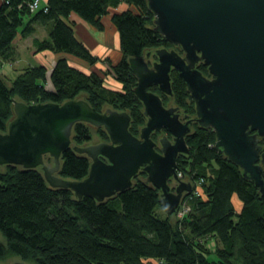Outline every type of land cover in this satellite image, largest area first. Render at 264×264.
<instances>
[{"label":"trees","instance_id":"obj_1","mask_svg":"<svg viewBox=\"0 0 264 264\" xmlns=\"http://www.w3.org/2000/svg\"><path fill=\"white\" fill-rule=\"evenodd\" d=\"M32 1L0 0V132H6L14 116V100L62 103L84 93L83 99L97 111L104 105L126 111L129 131L138 136L146 117L133 93L136 78L127 59L174 48L153 30L146 0H47L31 11ZM121 4L125 8L110 18L121 59L109 63L107 71L96 72L91 67L101 59L76 37L70 15L103 30L102 17ZM37 27L46 31L45 39L33 36ZM18 36H32L37 52L57 54L50 75L53 90L44 88V65L25 67L6 84L1 71L16 60ZM75 59L88 68L78 67ZM197 68L207 73L202 63ZM108 74L120 89L105 86ZM170 81L171 97L157 86L148 90L164 104L173 102L193 116L194 102L185 83L175 71ZM90 126L73 125L71 146L90 140ZM97 129L101 142L108 141L105 130ZM151 138L158 142L160 135L154 132ZM185 142L189 152L178 155L176 171L186 181L202 182L199 196L184 197L189 210L182 217L165 212L160 190L145 181L144 172L134 176L129 189L97 202L87 196L76 199L69 189L49 187L40 168L0 165V262L14 256L33 264H264V196L215 148L213 130L194 123ZM44 162L53 164L49 156ZM90 163L86 155L68 148L60 156L57 174L80 180L87 176Z\"/></svg>","mask_w":264,"mask_h":264},{"label":"water","instance_id":"obj_2","mask_svg":"<svg viewBox=\"0 0 264 264\" xmlns=\"http://www.w3.org/2000/svg\"><path fill=\"white\" fill-rule=\"evenodd\" d=\"M146 2L154 17L153 30L183 54L157 48L151 66L146 60L150 51L146 58L127 59L136 78L133 93L146 117L138 136L129 131L126 111L108 105L97 111L83 99L84 93L62 103L14 100V116L6 132H0V165L40 168L49 187L69 189L76 199L87 196L97 202L129 189L134 176L144 172L145 181L160 190L165 212L177 215L192 189L190 181H181L176 174L178 155L189 152L185 136L192 120L181 119L177 107H165L160 96L148 90L157 86L172 96L170 73L175 71L194 102L195 122L213 130L215 148L264 196V0ZM198 63L207 67L209 77ZM78 122L91 125L92 138L71 146V130ZM97 127L105 130L108 141L101 142ZM160 131L172 139L163 134L154 141L151 134ZM68 148L91 161L83 179L57 174L60 156ZM45 156L52 158V165L44 162ZM172 180L177 184L173 186Z\"/></svg>","mask_w":264,"mask_h":264},{"label":"rangeland","instance_id":"obj_3","mask_svg":"<svg viewBox=\"0 0 264 264\" xmlns=\"http://www.w3.org/2000/svg\"><path fill=\"white\" fill-rule=\"evenodd\" d=\"M72 29H73L76 37L82 42V39H84V38L78 33L76 26L72 25ZM113 29H115L114 26H113ZM94 32H93V34L95 35V37L100 38L99 31H97V32L94 31ZM35 35L38 38H40V39H45L46 36H47L46 35V31L42 27H37L36 28V31H35L33 36H35ZM101 35H102L101 38H102L103 42H105L106 35H108V30H104ZM31 37L32 36L26 37V39H24V40H20L19 39L17 41V43H15V49H16V53H17L16 60L13 61L11 64H5L3 66V69L1 71V73L3 74V78H4V80H5L7 85H10L11 80L14 79L15 76L18 74V72L23 70V68L29 67V66H39V65H41L42 63L39 61V58L44 56L45 54H47V51L37 52L36 49H34V46H33L32 42H31L32 41ZM110 37L111 36H109V40H108L110 45L107 48H109L114 54L117 51V47L116 46L118 45L119 42H118V39H117L113 43V41H112V39ZM32 48H33V52L34 53H29L30 49H32ZM102 48L106 49V46L104 45ZM94 54H92V55L93 56H97V55H94ZM55 56H56V54H55ZM97 57H99L101 60L98 61L92 67V70H94L96 72H98V71H100V72L107 71L109 63L114 65L121 59V56H116L115 57V55H113V57L111 59L108 58V57L106 58V59H108L110 61V62H107V60H104L105 59L104 57H100V56H97ZM56 58H57V56H56ZM55 59L53 60V63H51V61H50L51 65L46 66L47 71L45 72L46 73L45 74L46 75V81L44 83V88L47 89V90H53V85H52L51 80H50V75H51L50 73H51L53 67L55 66ZM75 61L78 62L77 64H80V65H78V67H86V68H88V64L86 62H83V61H81L79 59H75ZM11 65H12V68H14V70L12 72H11ZM105 86L110 88V89H114V88L120 89L119 84L114 81L113 76L110 75V74H108L106 76V78H105ZM84 98H85V96H84ZM168 104L170 105L171 102L168 101ZM97 128H96V133L98 134V129ZM91 138H92V134L90 135V139ZM0 240L1 241L3 240V237H2L1 234H0ZM208 246L213 247V243H210ZM16 261H19V262H21L23 264H33L32 262H29V261H22L18 257H14V256L8 257L6 260L1 261L0 264H11V263L16 262Z\"/></svg>","mask_w":264,"mask_h":264},{"label":"crops","instance_id":"obj_4","mask_svg":"<svg viewBox=\"0 0 264 264\" xmlns=\"http://www.w3.org/2000/svg\"><path fill=\"white\" fill-rule=\"evenodd\" d=\"M46 2H47V0H39L40 5H45ZM123 8H125V5L121 4L116 9H109V13L106 16H103L101 19V23L103 25V30L95 29L94 27L89 25L87 22H85L84 20H82L81 18H79L75 14L70 15V21L73 22L72 24L74 26H76L78 33L84 38V39H82V43L87 47V49L90 51L91 54L95 53L94 55L104 57V58L108 57L110 59L113 57V55H115V57L121 56L120 51H119V43L116 46L117 51L114 54L107 47H109V45H110V43L108 41L109 36H111L110 38L112 39L113 43L118 39V34H117L116 30L113 29V25L111 24V21H110L111 15L114 12L123 10ZM104 30H108V35H106L105 42H103V40L101 38L102 37L101 34ZM94 31H96V32L99 31L100 38L95 37V35L93 34ZM19 39L24 40L26 38H22V37L18 36L17 39L14 41V45H15V43H17V41ZM31 40H32V37H31ZM118 42H119V40H118ZM104 45L106 46V49L102 48ZM29 53H34L33 48L30 49ZM56 56H57V54H56ZM56 56H55V54H53L51 52H47V54H45L44 56L39 58V61L42 63L41 65H44L46 67L48 65H51V63H53V60L56 58ZM50 61H51V63H50ZM91 69H92V67H91ZM13 70H14V68H12V65H11V72Z\"/></svg>","mask_w":264,"mask_h":264},{"label":"built area","instance_id":"obj_5","mask_svg":"<svg viewBox=\"0 0 264 264\" xmlns=\"http://www.w3.org/2000/svg\"><path fill=\"white\" fill-rule=\"evenodd\" d=\"M39 7H40L39 0H33L29 4V9L31 11L38 9ZM45 9L46 8H44V11H45ZM176 174H177V177L179 180L186 181V179L184 178V176L182 175L181 172L176 171ZM201 182H202V180L191 182L192 189H191L190 193L185 194L184 197L188 196L190 194H192L194 196H199L200 195V189L199 188H200ZM172 183H173L172 185L174 186L177 184V181L173 180ZM184 197H183V199H184ZM188 210H189V207L187 206L186 201L183 202V200H182L181 205H180V209H179L178 214H177V217H182Z\"/></svg>","mask_w":264,"mask_h":264},{"label":"flooded vegetation","instance_id":"obj_6","mask_svg":"<svg viewBox=\"0 0 264 264\" xmlns=\"http://www.w3.org/2000/svg\"><path fill=\"white\" fill-rule=\"evenodd\" d=\"M173 47H174V48H172V49L175 50L176 52L179 53V50L181 51V53H179L180 55L183 54V52H182V50L180 49V47H177V46H174V45H173ZM169 50H170V49H169ZM147 52H149V51H147ZM147 52H145V55H143V57L146 58V54H147ZM150 52H151V51H150ZM146 60L148 61V65L151 66V64H152L154 61L157 60V57L154 55L153 52H151L149 58L146 59ZM199 64H200V63H198L197 66H198ZM202 73H203V72H202ZM203 74H204V73H203ZM204 75H205L206 77H209L208 72H207L206 74H204ZM164 95H165V94H164ZM166 96H167V95H166ZM169 97H171V96H169ZM163 105H164L165 107H171V106H173V107H177L173 102H171V104L169 105V104H168V101H167L166 104L163 103ZM177 108H178V111H177V112L179 113L181 119L184 118L185 116H187L188 119H191V120H192V124H191L192 126H193L194 123H196V122H195V112H194L193 116H190L189 114H187V113H185L184 111H182L181 109H179V107H177ZM192 126H191V128H192ZM157 133H158L160 136L163 135V134H166L167 136L170 135V134L166 133L165 131H160V132H157ZM170 136H171V135H170ZM169 139H172V136H171ZM263 175H264V172H263ZM172 182H173V180L171 181V184H173Z\"/></svg>","mask_w":264,"mask_h":264}]
</instances>
